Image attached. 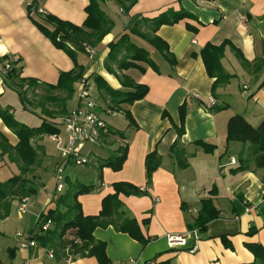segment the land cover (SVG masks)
Instances as JSON below:
<instances>
[{
	"label": "crops",
	"instance_id": "crops-1",
	"mask_svg": "<svg viewBox=\"0 0 264 264\" xmlns=\"http://www.w3.org/2000/svg\"><path fill=\"white\" fill-rule=\"evenodd\" d=\"M32 3L46 13L82 25L88 16L86 8L90 0H0V104L3 107L10 106L11 94L18 93L4 81L7 60L19 69L22 78H33L41 84H56L62 72L75 66L72 58L33 23L28 12ZM101 3L114 26L95 47L93 59L86 46L63 37L77 51L79 63L85 66L91 92L99 93L95 74L101 75L114 89H130L124 86L126 79L149 87L143 99L124 103L122 110L114 111L123 115L119 130L124 136L115 135L111 137L113 144L99 146L100 153L87 163L89 173L82 176V180L77 176L71 180L96 185L93 191L78 196L85 215L101 212L104 198L116 192V183L147 188L143 195L119 194L122 201L119 211L125 217L137 220L146 243L116 229L114 224L97 227L94 231L95 238L106 243L108 264H261L247 243H260L264 247V168L256 165L249 144L227 141V126L234 114H243L254 126L264 120V0H102ZM170 9L190 12L189 17L175 24H164L157 31L168 43L176 64L171 65L146 40L133 34L132 41L150 50L161 73L144 62H140L145 69L143 72L139 68L116 69L117 74L109 72L106 67L109 44L137 23L141 31H150V24L142 19L156 17ZM241 14L247 19L241 20ZM32 15L38 18L37 13ZM222 43L228 44L221 64L233 78L214 93L216 77L208 72L202 51L209 44ZM236 50L249 63L243 61ZM78 86L76 84L75 93ZM33 90H28V96ZM78 100V94L77 98L74 94L67 101V112ZM183 104L186 105V117L180 136V107ZM221 105L228 107L211 110V107ZM10 107L17 117L16 109ZM125 110L132 114V122L126 117ZM100 112L106 118V112ZM35 113L40 118L43 115L38 108ZM18 120L29 125L20 118ZM41 123L42 118L39 124L29 126L36 127ZM0 131L12 145L18 143V136L6 126L1 116ZM46 136L32 139L45 159L48 151L44 142ZM199 140L215 144V150L207 152L196 143ZM176 141L185 152L189 163L186 168L179 167L172 154V145ZM122 146L127 147L123 167L119 170L109 166L100 168V158L110 156ZM153 151L159 153L162 163L148 185L146 157ZM3 158L0 169L9 164L19 173L16 162L8 155ZM241 164L247 168L236 171ZM36 195L28 197V207L35 204ZM47 197L40 205L43 211L53 204ZM203 198L213 200L220 216L211 220L206 230L199 231L196 237L189 225L197 219ZM22 203L23 199L16 198L12 208L14 204L21 206ZM116 215L113 217H118ZM251 229H254L252 234L249 233ZM170 234H185L186 243L171 245ZM9 250L10 259H0L2 264H25L29 257L35 264H100L96 256L71 259L67 255H55L51 258L45 248L35 246L27 249L21 245Z\"/></svg>",
	"mask_w": 264,
	"mask_h": 264
},
{
	"label": "trees",
	"instance_id": "trees-1",
	"mask_svg": "<svg viewBox=\"0 0 264 264\" xmlns=\"http://www.w3.org/2000/svg\"><path fill=\"white\" fill-rule=\"evenodd\" d=\"M102 0H90L86 10L88 16L82 25H77L69 21L62 20L50 13L42 14L38 12V8L34 3L29 5V15L33 23L52 41V43L59 49L64 50L74 61V68L70 71H65L60 74L59 80L56 84H42L49 90H59L67 93L61 99L63 106L59 113L46 110L45 104L39 105L42 108V123L39 126H29L19 121L11 107H3L0 104V116L5 122L6 126L10 128L19 138L17 145H12L6 136L0 131V162L3 156L8 155L12 162H16L19 167V173L13 174L9 179L0 181V217L6 218L11 213L12 201L16 198L23 199L33 196L38 193V185L33 179L29 178V174L35 172L34 166L38 162V149L33 145L32 139L37 136L53 135L60 133V122L57 119L63 116L67 111L66 103L72 99L76 92V84L86 81L85 66L78 61L77 51L74 50L63 37H70L77 41L81 46H91L95 48L98 46L104 37L111 32L114 21L110 19L102 6ZM38 14V18L34 17L32 13ZM190 12L170 9L153 18H144L143 22L150 24V31L143 32L140 30L138 23L125 31L121 36L109 44V53L106 59V67L109 72L117 74V70L123 71L130 68H139L142 72L145 70L140 62H144L151 66L156 72L161 73V69L155 58L151 55L146 46L132 41V35H138L148 42V44L159 51L161 55L170 62L171 65L176 64V58L170 51L168 43L162 39L158 34V29L164 24H175L180 20L189 17ZM228 43L221 45H207L202 51L203 58L210 75L216 77L213 85V92L215 93L220 85L227 84L233 75L224 71L221 64V58L224 56L225 48ZM238 56L246 61L243 54L236 50ZM248 62V61H246ZM264 63V61H262ZM249 63V62H248ZM114 66L116 68H114ZM94 81L98 90L105 92L111 97L114 111L122 110L121 105L124 103L132 104L137 100L143 99L149 87L146 84L136 83L132 80L126 79L124 86L130 88L128 90L114 89L101 76L93 75ZM127 78V77H126ZM7 85L13 87L21 96L23 105L28 110L35 112L31 108L32 101L27 97L28 87H39L41 83L33 78L25 79L20 76L19 69L13 66L5 73V80ZM58 97H52V101L58 100ZM228 105H221L211 107L213 111H220L227 108ZM31 108V109H30ZM180 114L182 126L180 136L184 131L186 105L180 107ZM126 117L132 122L133 117L129 110H125ZM62 118V117H61ZM110 134L107 139L103 141L105 145L113 144L111 137L115 135L124 136L123 131L113 129L110 124ZM227 141H240L244 145L249 144V149L254 155L255 163L258 167L264 168V120L258 125L254 126L246 119L243 114H234L230 117L227 126ZM201 145L207 152H213L216 148L215 144L207 141L199 140L196 142ZM184 150L176 141L172 145V154L176 157L178 165L181 168L188 167L189 163L184 156ZM127 158V147H120L116 152L108 157L100 158V168L105 166L112 167L119 170ZM162 157L157 151L149 153L146 157L147 169V184L152 183L154 172L161 166ZM246 165L241 164L236 168V171L245 170ZM65 178L67 179L68 177ZM68 188L60 194L57 201H51L47 211H43L39 218H51L54 222L53 228L49 231L43 232L41 229L34 232H29V240L35 241V247L45 248L48 252L51 249L55 255H67L71 259L85 256H96L100 264H108L110 259L106 252V243L97 240L94 236V231L97 227H106L109 224H114L116 229L129 233L133 238L147 242L144 237L136 219L125 217L123 212H120L122 201L119 199L120 193L127 195L146 194L147 188H140L129 183L119 182L115 184L116 192L113 195L106 196L103 200V209L98 215H85L82 211V205L78 200L80 194L89 193L96 187L94 184H86L79 181H69ZM117 214L116 218L113 216ZM220 216V211L213 204L211 198L202 199V208L199 215L193 224L189 227L191 230L198 229L204 232L208 223ZM254 229L249 231L250 234ZM72 236L78 239H72ZM227 243L226 237H223ZM247 246L254 252L258 261L264 264V247L260 243H247ZM69 251L67 252V250ZM0 264H2L0 260Z\"/></svg>",
	"mask_w": 264,
	"mask_h": 264
},
{
	"label": "rangeland",
	"instance_id": "rangeland-1",
	"mask_svg": "<svg viewBox=\"0 0 264 264\" xmlns=\"http://www.w3.org/2000/svg\"><path fill=\"white\" fill-rule=\"evenodd\" d=\"M27 88H28L26 91L27 93L29 89H31V91L32 89H34V87H28V86ZM75 94L77 98L78 92ZM91 94H92V98H94L98 106H103L108 108L111 107L110 109L113 108L114 105L111 101V97L105 92H101L99 90V93L95 92L96 95L93 94V92ZM66 95L67 93L65 92L59 90H49L48 88H46V86H43L41 84L39 87H36L33 90V94L31 96H28L27 94V97L32 101L33 108L35 109L38 108L42 112V108L39 107V104L41 105L44 103L45 104L44 108L46 110H50L57 114L60 111H63L62 110L63 103L61 99H63ZM52 97H58L59 99L56 101H52L51 100ZM8 102H10L9 105L12 106V108L16 109V115L18 118L16 116L15 117L17 119L20 118L26 121L29 125H35L41 122V118L39 117V114H36L35 112L28 110L27 108L24 107L22 98L19 95V93L11 94V97L9 98ZM100 111L104 112L102 108H100ZM105 115L107 120L109 121V124L110 123L112 124L113 129L119 130L122 128V124H123L122 120H124V118L121 112L120 113L111 112L110 114L106 113ZM58 121L61 120L59 119ZM60 131L62 136H65V131L62 121L60 122ZM52 136L53 135H47L45 137L44 142L48 150L46 159L44 158L45 156L43 157L41 155V152L40 153L38 152V162L34 166L35 172L28 175L29 178L33 179L34 182L38 185L39 191L36 195L37 199H34L35 204L30 207L27 206V210L22 213L19 212L20 205L16 206L14 204L9 216H7L6 218L0 217V259L2 261L4 260L7 261L10 259L11 251L9 250V248H16V246L21 247L24 241V236H23L24 234H27L32 230L39 231L40 229V224H38V219L41 213L43 212V210L40 208V205L42 204V201L43 203L45 202L47 193L49 191H52L56 187L58 182V173L56 171V164L60 158L61 151L57 145V142L53 139ZM91 148L93 149V153L91 154V157L92 156L94 157L96 156V153L99 152L100 148L99 146L96 145H92ZM88 166L89 164L88 165L84 164L81 166L70 165L66 168L65 175H69L68 176L69 181L73 180L74 176H77L79 180H82L83 178L82 176L89 173V170H87L89 168ZM2 167L0 169V181H5L9 179L13 174H16L17 170L13 166L8 164ZM39 167L40 169L39 171H37V168ZM68 179L65 178L62 181L65 187H67Z\"/></svg>",
	"mask_w": 264,
	"mask_h": 264
},
{
	"label": "built area",
	"instance_id": "built-area-1",
	"mask_svg": "<svg viewBox=\"0 0 264 264\" xmlns=\"http://www.w3.org/2000/svg\"><path fill=\"white\" fill-rule=\"evenodd\" d=\"M42 14H47L43 9L37 10ZM241 20H246L245 14L239 15ZM87 53L91 59L94 58L96 50L91 46H87ZM12 61L7 60L4 64V69L7 72L8 69L12 68ZM78 92V103H76L68 112L61 118L65 136L61 133L53 134V139L57 142L60 148V158L56 164V171L58 173V182L56 187L48 193L50 201H57L61 193L66 189L62 181L65 179V171L69 165H83L91 161L92 151L91 146L105 145L103 141L107 139V135L110 134V124L98 110V104L92 98V92L90 83L82 81L79 83L77 88ZM106 113L110 114L114 111L110 108L104 109ZM28 198H23V203L20 206V211L24 212L27 209ZM252 208L250 207L249 210ZM40 229L43 232L49 231L53 228L54 222L51 218L44 217L38 219ZM37 232V231H34ZM196 237L199 236V230L193 229L191 231ZM24 241L22 246L29 249L35 245L34 240H29V232L24 234ZM72 239H76L72 236ZM168 241L171 245L185 244V234H170L168 235ZM69 249L67 250V252ZM49 257H55V252L51 249L48 251ZM25 264H35L29 257L26 259Z\"/></svg>",
	"mask_w": 264,
	"mask_h": 264
}]
</instances>
